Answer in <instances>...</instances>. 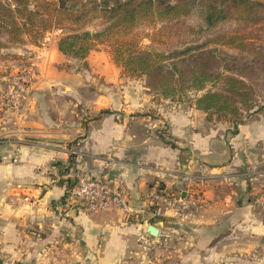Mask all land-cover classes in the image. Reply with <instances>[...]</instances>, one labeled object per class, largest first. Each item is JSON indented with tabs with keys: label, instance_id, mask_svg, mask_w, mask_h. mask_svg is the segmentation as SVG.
Returning a JSON list of instances; mask_svg holds the SVG:
<instances>
[{
	"label": "crops",
	"instance_id": "obj_1",
	"mask_svg": "<svg viewBox=\"0 0 264 264\" xmlns=\"http://www.w3.org/2000/svg\"><path fill=\"white\" fill-rule=\"evenodd\" d=\"M57 52L56 43L40 52L42 66ZM110 108L71 102L57 117L34 120L39 141L0 145L1 255L46 264H235L264 248L263 217L252 204L264 182V136L244 126L220 132L194 106L159 118ZM76 175L110 176L132 211L66 202ZM159 184L186 203L196 195L200 207L153 213L145 195Z\"/></svg>",
	"mask_w": 264,
	"mask_h": 264
},
{
	"label": "rangeland",
	"instance_id": "obj_2",
	"mask_svg": "<svg viewBox=\"0 0 264 264\" xmlns=\"http://www.w3.org/2000/svg\"><path fill=\"white\" fill-rule=\"evenodd\" d=\"M0 1L5 8L0 7V18L4 16V21L8 23L6 28L0 23V145L13 144L17 148L25 142L39 141L42 139L41 129L34 128V120L39 116L57 117L59 108L71 102L84 105L97 100L105 108L103 113L110 107H121L120 110L124 108L130 115L139 117L143 112L154 118L178 107L197 108L198 98L224 90V84L214 78L216 73H220L222 78H236L244 85L236 89L242 95L236 98L239 100L236 103L237 117L229 109L212 108L208 112L209 120L220 132L231 136L243 126L258 136H264L263 5L255 15L251 14L255 20L249 23L230 19L207 29L199 26L197 18L189 17L173 22L140 23L127 34L113 35L114 39L135 42L141 50L165 56L169 60L166 63H178V70L187 69L186 64L180 63L181 60H191L189 68H194V60H206L209 75L212 73L213 76L201 81L204 84L202 88L191 86L187 81L173 97H165L149 87L146 77L125 73L109 44H97L83 59L64 56L58 51L50 66H42L48 64V60H41L43 56L39 53H46L55 47V43L58 46L68 24L49 27L37 41L29 34L21 33L18 41L10 23L14 5L10 0ZM39 1L32 0L31 8ZM106 24L104 20L94 18L82 31H100ZM71 75L77 77H69ZM65 88L77 93H57ZM42 90L49 93L43 94ZM217 104H223V100ZM27 106L28 109L36 107L28 111ZM254 122H261L260 128L253 129ZM246 133L250 134L248 130ZM12 155L15 157L16 152ZM263 185L264 182L261 183ZM192 208L187 207L183 212ZM258 211L264 223L263 213ZM234 262L264 264V248L258 247L256 252L237 257Z\"/></svg>",
	"mask_w": 264,
	"mask_h": 264
},
{
	"label": "trees",
	"instance_id": "obj_3",
	"mask_svg": "<svg viewBox=\"0 0 264 264\" xmlns=\"http://www.w3.org/2000/svg\"><path fill=\"white\" fill-rule=\"evenodd\" d=\"M10 1L14 5L10 23L16 40H20L21 33H26L37 41L49 27L67 23V32L57 46L64 56L83 59L97 44H109L125 73L146 77L149 87L165 97H173L187 81L191 86L202 88L201 81L213 76L212 73L209 75L206 60H194V68H189L191 60H181L187 69L178 70V63H166L169 60L165 56L141 50L135 42L114 39L113 35L127 34L140 23L173 22L189 17L197 18L199 26L207 29L230 19L249 23L255 20L251 14L255 15L262 6L249 0H41L31 8L32 0ZM0 7L5 10L1 1ZM3 17L0 23L5 27L8 23ZM94 18L104 20L105 28L95 32L82 31ZM214 78L224 84V90L198 98L197 109L207 114L212 108L229 109L236 118L239 101L236 98L242 97L236 89L244 83L233 77L222 78L220 73L214 74ZM220 100H223L221 105L217 104ZM156 187L165 189L160 184Z\"/></svg>",
	"mask_w": 264,
	"mask_h": 264
},
{
	"label": "built area",
	"instance_id": "obj_4",
	"mask_svg": "<svg viewBox=\"0 0 264 264\" xmlns=\"http://www.w3.org/2000/svg\"><path fill=\"white\" fill-rule=\"evenodd\" d=\"M69 178V176H66ZM65 200L68 203H81L89 211H102L111 208H120L126 213H130L131 207L123 192L118 188L110 176L100 178H89L85 175H76L73 185L65 192ZM145 202L150 210L157 214L162 206L180 207L183 210L187 207H200L201 201L196 195H191L188 202H183L180 194L172 193L166 189L158 190L154 187L152 191L145 195ZM183 202V206L180 203ZM252 204L258 208L264 216V185L254 198ZM185 205V206H184ZM0 264H46L43 262L21 263L10 257L0 254Z\"/></svg>",
	"mask_w": 264,
	"mask_h": 264
},
{
	"label": "water",
	"instance_id": "obj_5",
	"mask_svg": "<svg viewBox=\"0 0 264 264\" xmlns=\"http://www.w3.org/2000/svg\"><path fill=\"white\" fill-rule=\"evenodd\" d=\"M249 1H252V2H255V3H258V4L264 6V0H249ZM148 233L154 237L158 236V234H159L158 229L154 226H150L148 228Z\"/></svg>",
	"mask_w": 264,
	"mask_h": 264
}]
</instances>
